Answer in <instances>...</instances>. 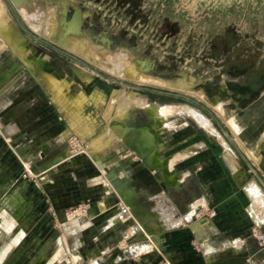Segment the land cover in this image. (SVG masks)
I'll return each instance as SVG.
<instances>
[{
    "label": "rangeland",
    "instance_id": "obj_1",
    "mask_svg": "<svg viewBox=\"0 0 264 264\" xmlns=\"http://www.w3.org/2000/svg\"><path fill=\"white\" fill-rule=\"evenodd\" d=\"M14 3L0 0L2 19L20 35L16 47L0 44V100L12 96L18 84L8 80L12 68L22 71L33 95L50 107L58 151L28 147L23 155L4 142L15 166L6 170L10 180L0 182V264H264V220L254 222L243 191L252 183L264 195V152L258 143L264 134V0H32L37 18L29 21L21 13L23 2ZM73 9L77 16L83 13L78 32L62 23L77 18L66 14ZM24 51L28 61L39 64L38 74L25 65L19 55ZM144 62L155 63L154 74L139 68ZM6 80L4 87L11 84L4 90ZM128 99L171 111L152 123L161 126L163 156L204 145L202 152L173 165L174 179L190 174L185 189L165 186L161 171L149 170L134 150L108 137L109 103L118 110ZM250 101L254 108L248 115L258 118L243 129L232 117ZM133 107L129 122H147L144 109ZM187 109L206 119L218 141L186 120ZM180 125L185 128L170 133ZM224 146L237 158L241 183L221 158ZM84 155L86 160L75 162ZM110 168L143 189L137 204L168 225L155 235L160 241L151 240L152 232L101 183ZM195 199L204 203L194 218L176 224ZM16 203L23 205V221L7 232L5 222L15 219ZM207 219L218 234L209 236V244L226 245L236 237L241 244L233 239L225 252L210 247L214 253L206 254L193 227ZM81 252L85 256L76 263L73 255Z\"/></svg>",
    "mask_w": 264,
    "mask_h": 264
},
{
    "label": "crops",
    "instance_id": "obj_2",
    "mask_svg": "<svg viewBox=\"0 0 264 264\" xmlns=\"http://www.w3.org/2000/svg\"><path fill=\"white\" fill-rule=\"evenodd\" d=\"M2 45H4V44L2 43ZM0 50H1V52H0V54H1L3 48H0ZM24 57H25L24 59L27 60L26 56H24ZM0 58L3 59L4 57H0ZM28 62H31V61H28ZM26 63H25V65L27 67L34 70L35 73H37V74L39 73V66H38L39 64L37 65V64L32 63V65H30V64H26ZM9 67L10 66H8V69H9ZM3 70H5V69H3ZM17 70L13 67L12 70L10 71L11 75L8 78L9 81L13 80V78L18 80V84H17V86H15L16 89H14L15 90L14 94L10 97L5 96L2 100H0V182L4 181V183H7V181L10 180V174H11V172H6V170L8 168L12 169L15 166L14 164H12V153L9 150V148H11V150L16 149V151H19V153H21L23 155L28 154V151H29L28 147L30 148V150L33 149V147L34 148L38 147V148H40L41 152L42 151H45V152L50 151L51 152L53 150L55 151L56 149H58V148L53 149L55 144H57L53 141V138H52V137H54V136H52V134L56 132L55 131L56 127H55V124L53 123V121H52V123L49 122L50 120H54V116H52L50 114L48 115V113H49L48 110L50 109L49 105L48 104L46 105V102L42 101V99L39 96L33 95L36 93L31 91L32 89L29 87L30 85L28 84V81H27L28 77L26 75H24L22 71L18 72ZM6 83H7V80H6V82L4 81V83L1 86L4 87V85ZM252 102L253 101H250L243 108L239 109V111L241 113H244V115H238V112H239L238 111L234 115L235 119H234V117H232L234 122L239 123L238 125H241V128H243V129L249 127L250 125H252L253 123H255L257 121V118H258L257 115L256 116L248 115L250 113V110L254 108L253 107L254 103H252ZM128 110L129 109H127V111H126L128 115L125 117L124 121L129 126L134 127L132 124L128 123V119H129V111ZM105 114H106V111H105ZM106 116L108 118L107 119L108 120L107 121V123H108L107 128L109 127L108 134H107L108 137H110V139L114 142L117 140H120V142L123 144L124 142L119 137H117L116 135H112L110 133V128H112V125L109 126V123L111 122V120L116 119V116L115 117H111L109 115H106ZM244 118H245L246 122L244 121V123H243V122H241V120ZM237 119L238 120L240 119V120L237 121ZM146 121L148 122L147 116H146ZM147 122H144V123H147ZM140 125H141V123H140ZM237 127L238 128L235 130L238 132L240 129L239 128L240 126H237ZM9 128H10V130H9ZM213 130H214V128H213ZM188 131L189 130L186 131L187 132L186 135L188 134ZM214 131L218 134V132L216 130H214ZM164 133L168 134L167 131ZM218 136L220 137L219 134H218ZM262 136H264V134L261 135L260 137H262ZM186 138H187L186 140L188 141L189 139H192L193 136L192 137L186 136ZM259 138H258V143H259L261 153H262V152H264V143H263V145H261L259 142ZM4 142L7 143L9 148L5 145ZM1 143H3V144H1ZM10 143L12 144V146L10 145ZM124 144L126 145V147L128 146L131 150H134L128 144H126V143H124ZM101 146H103V145H101ZM12 147H13V149H12ZM56 151H58V150H56ZM105 151H106V148L101 153H99L98 156H100V158H102L104 156L103 153ZM43 157H45V156H43ZM55 157H58V155H56ZM137 157L139 158L138 155H137ZM42 159H43V161H46L47 159L49 160V158H47V157L42 158ZM83 159L86 160L85 155L81 156L79 158H76L74 160H75V162H81V160H83ZM94 159H95L94 165L96 167L99 166V168H100L99 160L98 159L96 160V158H94ZM139 159L149 170L157 172L155 169L151 168L148 164L144 163L141 158H139ZM236 160H237V158H236ZM108 170H110L111 174H113V175L115 174L118 176V177L117 176L115 177V180L113 179L114 182H116V180L118 178V180L120 181L119 183L122 184V186H126V188H129L130 190H132L133 195H135V197H133V199L131 200L132 201V207L134 208V211H136V210L144 211L145 208H143L142 206L140 207V205L137 204V199H139L144 194L143 189H135V187L133 185H130V183H127L128 182V180L126 179L127 177L124 174H122L119 169L110 168V169H107V171ZM183 172H185V171H183ZM102 176H103V181H101V183L106 182L107 185L110 187L111 191L117 195V198L119 199V202L121 203V205L127 209L128 207L122 203L123 202L122 199L119 198L118 193L112 188L111 184L113 181L109 180L106 177L105 172H103ZM160 177H162V176L160 175ZM161 179L163 180L165 186H167V185L172 186V185L166 184L167 180H166V177L164 175ZM246 179H247V176H246ZM187 180H189V178ZM187 180L185 181V183L187 182ZM251 181L255 184V182L253 180H251ZM51 182H54L56 184L55 178H53V180ZM89 182L91 184L96 183L95 180H93V181L90 180ZM185 183H182V185H180L179 187H182ZM99 184H100V182H99ZM54 188L51 187V189H50V187H49L48 190H51L53 192V191H55ZM107 191H108V188H107ZM205 192H207V190L206 191L202 190V194ZM242 195L245 197V199H247L244 193H242ZM53 198L55 200L56 197H53ZM62 199L64 200V198H62ZM62 199L60 198L59 200H56V201H62ZM246 204L244 205V210H245ZM248 204H249V200H248ZM15 210H16L15 219H11L10 221L5 222L7 232L11 231L13 226H15L17 224V220L18 221L20 220V222L23 221V220L21 221V219L23 218V215H24L23 205H19L18 203H16L15 204ZM188 211H189V208L183 214V216H185L188 213ZM144 212H146L147 214H150L151 217L152 216L155 217L157 222H155L153 220L154 218L152 217V220L155 223L161 224L160 222H158L156 215L148 212L146 209ZM133 214L134 213H131V216H133ZM133 218H135V217L133 216ZM118 219H119V216L115 217L114 221L116 222ZM208 220L206 223H201L199 220V223L202 226V232H204V234L199 236V238L202 239V241H203L202 243L204 245V252L206 254H212V253H214L213 251H215V253L225 252L227 249H229V247H232L230 244H231V241L233 239H238L240 244H241L242 239H240L239 237L238 238L237 237L236 238H230L228 240V244H226V245H223V244L211 245V244H209L208 243L209 236H212L213 234H215L217 236L218 234H217V231H215V229L212 230V228H211V226H213V221L208 222ZM134 221H135V219H134ZM250 222L253 223L251 220H250ZM161 225H163V224H161ZM252 225L254 227L258 228L256 225H254V224H252ZM167 226L165 225L164 228H167ZM170 227H171V225H170ZM192 227H193V224H192ZM161 229H163V228H159L157 231H153L151 235H148V236H150L151 240L155 241V243L160 241L159 238L162 237L161 235L157 236V237L155 236V235L159 234L158 231L160 233L162 232ZM247 230L249 231V229H245L244 232L246 233ZM193 231H194V228H193ZM206 232H207V235H206ZM208 232H209V234H208ZM197 237H198V235H197ZM161 239H163V238H161ZM147 247H150V246H147ZM210 247L215 248V250H213L212 252L208 251V248H210ZM219 247H225V248L220 252ZM239 248H240V245H239ZM239 248L235 247V251H237Z\"/></svg>",
    "mask_w": 264,
    "mask_h": 264
},
{
    "label": "bare ground",
    "instance_id": "obj_3",
    "mask_svg": "<svg viewBox=\"0 0 264 264\" xmlns=\"http://www.w3.org/2000/svg\"><path fill=\"white\" fill-rule=\"evenodd\" d=\"M12 1L15 2L16 5L19 4L20 2H23L21 13L23 17L26 19V21H29V19L33 20L36 17L35 13L31 10L32 0H12ZM32 23L34 22L32 21ZM69 29H73V28L70 26ZM19 37L20 35L18 34V32L12 29V27L10 28L7 25V23L4 21V19H2V8L0 7V43L3 42L4 44L9 45L11 47H16L17 40ZM27 52L24 51L23 53L22 52L19 53V55L23 58V60ZM24 61L27 62V64L32 65V62H28L27 60H24ZM10 84L4 87V90H6V88L10 86ZM132 106L134 107L136 106V108L137 106L140 108H143L144 109L143 111H145L144 113H146L147 117L150 120V123L149 124L142 123L141 125L134 126V127L129 126L124 121V119L128 115L126 112L127 109L132 108ZM106 113L107 115L111 117L116 116V119L111 120V122L109 123V126L112 125V128H110V133L112 135H116L117 137H119L124 143L128 144L134 150H136L137 147L140 148L141 154L143 153L146 154L145 158H143L142 161L148 164L151 168L158 169L159 171H161V173L166 177V180H167L166 184L179 187L180 184L183 183V181L187 179V177L190 176L189 173L188 174L185 173L180 176V179H177V180L174 179V176H173L174 166L173 165L178 161H183V159L185 160V157L187 155L191 156L200 151L202 152L204 145L198 144V145L191 146L187 148V151L180 152L179 154L177 153L175 157H167V155L165 156L162 155L163 153L166 152L165 150L166 147L164 146L165 141H163V138H162L163 132L162 133L160 131L157 132V130H160L161 126L154 127L152 123L154 124L159 123V122H156L159 116L160 117L168 116L171 113L169 109H167L166 107L163 108L157 103L150 105V104H145L137 99H128L127 101L123 103V106L120 107L118 110L117 108L116 109L114 108V103H109V106L106 109ZM183 116L186 118L187 121H190L191 125L195 127L204 128V130L207 131V134L211 138H213V140L215 139V141H218L219 138H218L217 133L213 131L210 132L209 126L207 127V124H206L207 123L206 119L202 117L199 113L195 112L194 109L185 110L183 112ZM183 127L184 125L176 126L170 129L169 131L170 133L173 134V131L175 130L180 131ZM261 143L263 142L261 141ZM221 158L223 162L225 163V166L229 167L230 169L229 171L233 173L236 181L239 183L243 182L244 176L242 174V171L240 170V166L236 162L235 160L236 158H234L232 151L227 146H224V152L221 155ZM105 173H106V177L111 181H113V179L115 180V177L117 176L115 174L114 175L111 174L110 170L106 171ZM113 182H112V185L115 187V190L117 191L119 198L122 199L123 203L129 208L131 213H134L133 216L135 217L137 223L141 227H143L147 232L157 231L159 228L165 227V225L155 223L153 221L154 219L152 220V217L150 214H147L146 212L139 211V210L134 211L131 200L133 199V197H135V195H133L132 190H130L129 188H126V186H122V184L119 183L120 181L118 180V178L116 182L114 183ZM243 191L249 200V206L247 208L249 215H251L254 222L255 221L257 222L256 224L261 223L264 220V213H263L264 211H262L264 209V206H263L264 203H263V198H262L263 196H261L260 191L257 188H255L252 183L247 184L244 187ZM200 202L201 201H199V199H195L193 201V204L189 206L188 213L185 216H183V218L177 220L176 224H178V222L180 221L193 219L195 214L197 213L196 212L197 207L204 203V201H202L201 203ZM262 206H263V209H262ZM193 228L198 236H201L202 234H204V232H202V226L200 225L199 222L196 223ZM208 250H210V248H208ZM84 256H85L84 252L73 255L74 259L76 260L75 261L76 263L82 261Z\"/></svg>",
    "mask_w": 264,
    "mask_h": 264
},
{
    "label": "flooded vegetation",
    "instance_id": "obj_4",
    "mask_svg": "<svg viewBox=\"0 0 264 264\" xmlns=\"http://www.w3.org/2000/svg\"><path fill=\"white\" fill-rule=\"evenodd\" d=\"M69 13H70V16L69 17H71L73 14H74V16H77L78 15V12L76 11V9H73L72 11H68V12H66V14H68L69 15ZM80 16V18H83V13H81V15H79ZM68 26V25H67ZM72 27L73 28V30L72 29H70V30H72V31H74L75 32V27H73V25H69V27ZM101 39L100 40H102V42L103 43H106V45H110L111 44V41H110V39L109 38H107V37H104V36H101L100 37ZM139 68H141V70H144L145 72H148L149 74H154L155 73V71H156V68H157V66L155 65V63L154 62H148V63H140L139 64ZM139 111H141V110H139ZM136 111H134L133 113H132V115H134V113H135ZM142 112V111H141ZM142 115H143V112H142ZM131 122H132V118H131ZM128 123L129 124H131L130 122H129V120H128ZM134 123V122H133ZM139 123V122H138ZM138 125H140V124H137L136 123V125L134 124L133 126H138ZM123 145H125L124 143H123ZM126 146V145H125ZM127 148L128 149H130L128 146H127ZM166 150V149H165ZM135 152H136V154L139 156V158L141 157V159L143 160V158H145V156H146V154H141V151H140V148H138L137 147V149L136 150H134ZM167 151V150H166ZM142 155H143V157H142ZM163 155V154H162ZM145 160V159H144ZM190 181V180H189ZM188 181V182H189ZM186 183V184H184L181 188H179V189H175V188H172V189H175V190H177V191H179V190H182V189H185L187 186H188V184L189 183ZM180 185H182V183L180 184ZM168 186V185H167ZM174 187H176V186H174ZM177 188V187H176ZM167 189V188H166ZM194 198V197H193ZM192 198V199H193ZM192 201V200H191ZM187 209V208H186Z\"/></svg>",
    "mask_w": 264,
    "mask_h": 264
},
{
    "label": "water",
    "instance_id": "obj_5",
    "mask_svg": "<svg viewBox=\"0 0 264 264\" xmlns=\"http://www.w3.org/2000/svg\"><path fill=\"white\" fill-rule=\"evenodd\" d=\"M62 23H64L66 26L68 25V27H69V25H73V27H75V31H79V25H80V18H79V16H77V18L76 17H74L70 22H66V20H62Z\"/></svg>",
    "mask_w": 264,
    "mask_h": 264
},
{
    "label": "built area",
    "instance_id": "obj_6",
    "mask_svg": "<svg viewBox=\"0 0 264 264\" xmlns=\"http://www.w3.org/2000/svg\"><path fill=\"white\" fill-rule=\"evenodd\" d=\"M71 143H72V144L74 143V140H73V139L71 140Z\"/></svg>",
    "mask_w": 264,
    "mask_h": 264
}]
</instances>
